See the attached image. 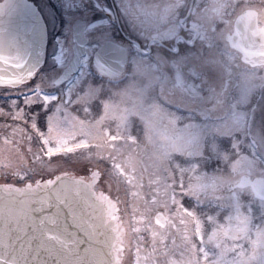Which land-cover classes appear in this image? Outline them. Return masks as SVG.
I'll return each instance as SVG.
<instances>
[{
  "label": "flooded vegetation",
  "instance_id": "1",
  "mask_svg": "<svg viewBox=\"0 0 264 264\" xmlns=\"http://www.w3.org/2000/svg\"><path fill=\"white\" fill-rule=\"evenodd\" d=\"M33 2L47 41L54 34L55 54L48 56L52 48L46 43L45 59L55 63V78L81 42L83 53L78 71L58 86L54 78L28 89L0 88V102L20 107L10 113L8 105L2 118L7 127L0 131L6 147L16 144L13 162L37 169L34 179L59 173L79 177L113 201L122 236L118 264H264V187L250 184L264 178V63L245 62L240 48L241 40L264 29V0ZM89 33L126 48L123 74L113 78L97 72L92 59L101 47ZM127 72L129 80L122 81ZM79 74L82 87L92 90L67 97L70 80ZM127 83L130 102L124 97ZM50 96L55 99L43 107ZM29 99L33 118L27 115ZM59 113L72 133L83 129L82 137H69L51 150L40 148L41 134H62L47 129ZM112 118L127 122L120 128L125 134L102 131L111 129ZM30 120L43 124L44 132L32 129ZM203 122L212 130L210 138H233L239 147L246 138L258 173L243 174L248 176L243 181L238 172L203 177L204 167L233 168L230 160L216 159L224 151L216 150L215 138L203 144L209 135L202 137ZM29 130L35 134L29 136ZM28 147L35 153L28 154ZM42 150H47L43 158L36 155ZM202 154L209 156L206 163ZM208 210L213 221L206 237L202 214Z\"/></svg>",
  "mask_w": 264,
  "mask_h": 264
},
{
  "label": "water",
  "instance_id": "2",
  "mask_svg": "<svg viewBox=\"0 0 264 264\" xmlns=\"http://www.w3.org/2000/svg\"><path fill=\"white\" fill-rule=\"evenodd\" d=\"M45 43V26L32 2L1 0L0 86L28 81L43 63ZM122 50L105 73L122 69ZM242 50L245 61L264 62V30L243 41ZM94 61L97 67L103 62L96 56ZM76 62L55 82L75 72ZM263 182L257 178L250 184ZM115 213L112 201L75 177L0 185V264H117L122 236Z\"/></svg>",
  "mask_w": 264,
  "mask_h": 264
},
{
  "label": "rangeland",
  "instance_id": "3",
  "mask_svg": "<svg viewBox=\"0 0 264 264\" xmlns=\"http://www.w3.org/2000/svg\"><path fill=\"white\" fill-rule=\"evenodd\" d=\"M52 63L48 60V67L44 70V71H40L34 80H32L30 82V84H26L25 87H30L33 86L34 83H36V81H43V82H51V79H54L56 74L54 72H52L51 70V65ZM45 67V65H44ZM43 67V68H44ZM84 76V75H83ZM83 76H81L80 74L73 77L70 81L71 83L69 84V88L67 89V97L69 96V92H71V96L73 98H78L79 94L85 90L88 89V86L82 87L83 82ZM87 77V76H86ZM164 79H166V77H163ZM158 78L153 77V80L156 81ZM129 80V74H128V79ZM128 84V83H127ZM127 88L130 87V89H126L127 92L124 94V97H126L129 102H130V98L132 95V89H131V84L126 85ZM89 92L92 89H88ZM96 91L98 92V90L96 89ZM94 93V91L92 92V94ZM40 96V95H39ZM44 97V96H41ZM90 97H92L90 95ZM45 103L43 105V107H46L47 104H49L50 102H52L55 98L53 97H45ZM29 100L25 101V103H27V115L29 118H33V116L36 114L34 112H28L31 109V106L34 103V100L29 102ZM12 104V112H18L19 111V106L16 103H8V102H0V131H4V129H6L7 127V120L3 121L2 118L4 117V115L9 112V107L8 105ZM129 110V107H127ZM115 109V108H114ZM130 112V111H129ZM58 118L60 120V122H62L63 124H59L57 119H52L51 121H49L48 125H47V129H56L62 132V134H58V135H54V134H50L48 132V134H41L39 139V147L40 148H49L48 150L53 149L55 146H57L59 143L63 142V144H65L64 142L68 141L67 139L70 138H80L82 137L81 135L83 134V129L77 127L76 130L72 133L71 131V127L72 125L70 124L69 126H66L68 121H66L61 115L60 113L58 114ZM207 122V121H206ZM206 122H203V126H202V137H204L205 135H207L205 138H203L202 141L204 145H211L212 143H210L209 141H207L208 139L213 140L214 138L216 139L217 142H215L217 144V151L221 150L224 151V154H217L216 159L217 160H230L229 161V166L233 167V168H229V167H225V169H218L216 167L215 170H211L209 167H204L203 168V172L205 178H210V177H214L216 174H219L218 176H222V177H230L231 176V172H238L237 176H242L243 174H248L251 175L252 173H258L259 169L257 167L258 166V162H257V158L254 156L255 154L251 151L250 152V147L248 145L247 139L244 138V145L239 147V143L233 139V138H229L227 139V141H224L221 137L218 136H214V138H210V134L213 135L212 130L211 129H207L206 126ZM30 125L32 129H34V127L39 131V132H44V125L39 123L38 125L35 124V122L33 123L32 120H30ZM92 122L90 121L89 124H87V129H90L89 127L91 126ZM127 122H120L119 120H115L114 118H112L111 121V129H103L102 131L105 133H110V134H125L123 132H120V128L123 127L124 125H126ZM215 127H213L214 130ZM36 132V131H35ZM29 136H31L32 134H35L33 131L30 132V130L27 132ZM37 133V132H36ZM222 133L224 134L225 132L222 131ZM90 137V134H89ZM92 137V136H91ZM17 138V135H16ZM5 139V137H1L0 136V158L3 155H7L9 156V158H4L5 162L2 160H0V183L3 182H12V183H19L22 181V179H26V178H30V176L36 172V174H39V172H37V169H33L32 167H25V169L23 167L17 168L19 167L17 165L16 161L17 159V154H16V144L14 142H12L10 145H7V147L5 146L6 143L3 142V140ZM27 139H29V137L27 136ZM74 140V139H73ZM62 144V145H63ZM61 145V146H62ZM222 145H226L225 147H223ZM59 146V145H58ZM53 147V148H50ZM228 148V149H226ZM213 149V148H211ZM28 154H34L35 150L34 148H30L28 147ZM33 151V152H32ZM47 150H42L40 151L38 154L41 156L42 158L44 157V153ZM34 157V156H33ZM209 156L207 154H202V163H206V161L208 160ZM213 160V164L216 163L217 160ZM249 160L250 165L249 166H245L247 161ZM246 161V162H245ZM21 166V165H20ZM239 167V168H238ZM33 172V173H32ZM32 180V179H30ZM231 180V179H230ZM204 186V185H203ZM210 210L208 211H203L202 214V224H203V229H204V234L206 237L209 236V229L211 227L212 221H213V217L212 220H210L211 218V214L209 213ZM208 231V232H207ZM207 232V233H206Z\"/></svg>",
  "mask_w": 264,
  "mask_h": 264
},
{
  "label": "snow or ice",
  "instance_id": "4",
  "mask_svg": "<svg viewBox=\"0 0 264 264\" xmlns=\"http://www.w3.org/2000/svg\"><path fill=\"white\" fill-rule=\"evenodd\" d=\"M50 6L53 9H55L57 13L60 12V9L57 8L56 5L53 4V5H50ZM52 35H54V34L49 35V39L47 41V47L52 48V53H49L48 56L54 55L55 54V51H56V49L54 47L53 40L51 38ZM89 36L92 38V40L95 39L97 41V43L99 44V46L101 47V49H106V48L110 47V43H109V38L108 37H106V36H104L102 34H94V33H89ZM93 50H95V49H93ZM94 54L96 55V57L98 59L99 58H103V56L101 55V52H98V51L95 50L94 51ZM80 55H82V53L79 52V51L72 52V56L73 57H79ZM48 66H49L48 65V59L46 58L45 59V67L42 68L41 71H44ZM51 67L52 68H55L56 67L55 63H52L51 64Z\"/></svg>",
  "mask_w": 264,
  "mask_h": 264
}]
</instances>
